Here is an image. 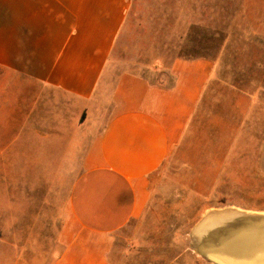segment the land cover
Returning a JSON list of instances; mask_svg holds the SVG:
<instances>
[{
  "label": "crops",
  "instance_id": "obj_1",
  "mask_svg": "<svg viewBox=\"0 0 264 264\" xmlns=\"http://www.w3.org/2000/svg\"><path fill=\"white\" fill-rule=\"evenodd\" d=\"M130 6L0 0V264H109L115 235L146 212L152 177L206 110L214 58L112 62ZM181 41L173 50L208 43ZM75 151L81 171L49 212L48 169Z\"/></svg>",
  "mask_w": 264,
  "mask_h": 264
},
{
  "label": "rangeland",
  "instance_id": "obj_2",
  "mask_svg": "<svg viewBox=\"0 0 264 264\" xmlns=\"http://www.w3.org/2000/svg\"><path fill=\"white\" fill-rule=\"evenodd\" d=\"M130 1L116 66L138 58L153 65L158 56L187 51L214 58L217 82L189 137L152 177L146 212L115 235L109 264H215L193 249L209 211L264 212V0ZM189 34L207 45L173 50ZM78 117L71 109L68 123L79 132ZM79 159L71 152L64 167L48 169L49 212H59Z\"/></svg>",
  "mask_w": 264,
  "mask_h": 264
},
{
  "label": "bare ground",
  "instance_id": "obj_3",
  "mask_svg": "<svg viewBox=\"0 0 264 264\" xmlns=\"http://www.w3.org/2000/svg\"><path fill=\"white\" fill-rule=\"evenodd\" d=\"M194 240V251L215 264H264V212L213 208Z\"/></svg>",
  "mask_w": 264,
  "mask_h": 264
}]
</instances>
